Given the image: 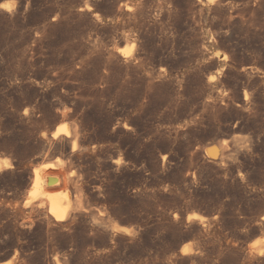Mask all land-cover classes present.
Segmentation results:
<instances>
[{"label":"rangeland","instance_id":"rangeland-1","mask_svg":"<svg viewBox=\"0 0 264 264\" xmlns=\"http://www.w3.org/2000/svg\"><path fill=\"white\" fill-rule=\"evenodd\" d=\"M46 155L91 212L23 206ZM263 216L264 0H0V264H264Z\"/></svg>","mask_w":264,"mask_h":264},{"label":"bare ground","instance_id":"bare-ground-1","mask_svg":"<svg viewBox=\"0 0 264 264\" xmlns=\"http://www.w3.org/2000/svg\"><path fill=\"white\" fill-rule=\"evenodd\" d=\"M126 41V40H125ZM120 114V113H119ZM62 115V114H61ZM67 116V115H66ZM66 116H61V123L56 126V129L50 133L52 139L56 138H70L72 143V150L76 147L81 148V143L84 136L80 133L79 128L69 122L67 124ZM70 118V117H69ZM108 120V119H107ZM111 120V119H110ZM78 122V121H77ZM79 123V122H78ZM122 124V123H121ZM80 125V124H79ZM82 126V125H81ZM101 127V126H100ZM115 129V128H114ZM122 130V129H121ZM110 131V130H109ZM87 134V133H86ZM113 134V133H111ZM88 135V134H87ZM127 135V134H126ZM92 137V136H91ZM112 137V136H111ZM50 138V139H51ZM94 139V138H93ZM99 139V138H98ZM60 140V139H57ZM62 140V139H61ZM117 140V139H116ZM55 141V140H54ZM225 141V140H224ZM94 143V142H93ZM69 144V143H68ZM227 144V143H226ZM226 144L224 146H226ZM123 145V144H122ZM221 145V143H220ZM88 147V146H87ZM218 147H220L218 145ZM77 149V148H76ZM83 149V148H82ZM105 149V148H104ZM220 149V148H219ZM222 149V148H221ZM79 150V149H78ZM225 150V149H224ZM217 147L207 146V156L213 158L220 157L218 154ZM102 153V152H101ZM223 154H225L223 152ZM99 155V154H98ZM47 156V155H46ZM45 156V157H46ZM107 156V155H106ZM109 156V155H108ZM118 156V155H117ZM48 157V156H47ZM128 157V156H127ZM128 159V158H127ZM133 160V159H132ZM107 162V161H106ZM66 160L61 157H57L55 160H48L41 162L40 164L33 167V174L31 178V184L28 191V195L24 200V207H32L34 204L40 206H46L48 212L53 216L56 221H65L71 216H76L77 212H91V204L87 202V194L85 189L80 184L77 174L72 169L67 171L65 168ZM98 164V163H97ZM115 164V163H114ZM126 164V163H125ZM130 165V164H129ZM51 168L60 169L55 175H51ZM80 168V167H79ZM79 168L78 171L79 172ZM86 170V169H85ZM58 171V170H57ZM83 172V171H82ZM61 175V176H60ZM79 175V173H78ZM88 175V174H87ZM109 175V174H108ZM52 180L49 184L47 183V177ZM81 176V174H80ZM84 177V176H83ZM83 179V178H82ZM99 183V182H98ZM55 184V186H52ZM101 185V184H100ZM103 185V184H102ZM100 187V186H99ZM103 187V186H102ZM99 189V188H98ZM87 191V190H86ZM86 195V196H85ZM95 196V195H94ZM89 201V200H88ZM99 203V202H98ZM101 205V204H100ZM102 206V205H101ZM35 207V206H34ZM105 207V206H104ZM34 209V208H33ZM93 212V211H92ZM97 212V211H96ZM102 212V211H101ZM99 213V212H98ZM107 213V212H106ZM78 214V213H77ZM92 214V213H90ZM97 214V213H96ZM100 214V213H99ZM98 215V214H97ZM78 216V215H77ZM73 218V217H72ZM71 218V219H72ZM83 218V217H82ZM191 219H202L203 216L199 213H193L189 215ZM86 219V218H85ZM264 219V216H263ZM70 220V219H69ZM83 221V220H82ZM67 222V221H66ZM77 222V221H76ZM80 223V222H79ZM54 225V224H53ZM78 225V224H77ZM76 226V225H75ZM51 227V226H50ZM52 228V227H51ZM54 228V227H53ZM74 228V227H73ZM114 228L117 231L126 230V227L114 224ZM55 229V228H54ZM96 230V229H95ZM100 230V229H99ZM61 231V230H60ZM98 231V230H97ZM106 233V232H105ZM63 234V233H62ZM93 234V233H92ZM98 234V233H97ZM66 235V234H65ZM74 235V234H73ZM106 235V234H105ZM67 236V235H66ZM91 236V235H90ZM109 236V235H108ZM94 237V236H93ZM104 237V236H103ZM98 238V237H97ZM102 238V237H101ZM118 238V237H117ZM96 240V239H95ZM99 240V239H98ZM100 241V240H99ZM107 242V241H106ZM98 245V244H97ZM94 247V246H93ZM259 252L264 250V239L259 242ZM183 252L189 251L187 247L182 248Z\"/></svg>","mask_w":264,"mask_h":264},{"label":"water","instance_id":"water-1","mask_svg":"<svg viewBox=\"0 0 264 264\" xmlns=\"http://www.w3.org/2000/svg\"><path fill=\"white\" fill-rule=\"evenodd\" d=\"M222 153H223L222 149H219V151H218L219 156L222 155ZM46 181H47V183L49 184L52 180H51L50 177L48 176Z\"/></svg>","mask_w":264,"mask_h":264},{"label":"snow or ice","instance_id":"snow-or-ice-1","mask_svg":"<svg viewBox=\"0 0 264 264\" xmlns=\"http://www.w3.org/2000/svg\"><path fill=\"white\" fill-rule=\"evenodd\" d=\"M5 7H7V5H5Z\"/></svg>","mask_w":264,"mask_h":264}]
</instances>
